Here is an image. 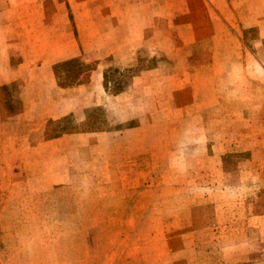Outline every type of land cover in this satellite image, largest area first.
Segmentation results:
<instances>
[{
  "label": "crops",
  "instance_id": "0c3cea01",
  "mask_svg": "<svg viewBox=\"0 0 264 264\" xmlns=\"http://www.w3.org/2000/svg\"><path fill=\"white\" fill-rule=\"evenodd\" d=\"M28 3L16 5L10 20H0V219L36 218L39 209L52 206L47 204L54 195L62 217L76 219V233H83L85 218L98 220L91 227L103 232L119 226L124 230L117 234L127 235L126 228L133 227L138 264H197V233L206 228L197 225L193 202L185 207L164 200L166 188L191 190L197 182L173 178L174 164L168 162L175 155L207 153L212 124L241 120L220 111L244 90L237 79L242 77L238 37L225 28L216 41L199 35L177 48L170 38L149 37L146 20L125 16V35H109L102 55L88 53L85 64L92 65H81L77 77L63 83L57 66L82 57L84 47L67 21L47 20L45 7ZM218 24L225 22L218 18ZM228 44L233 50L221 54L217 48ZM143 47L152 50L149 57L160 52L168 65L143 69L125 89L109 93L104 60L126 68ZM201 47L204 60L198 63ZM95 53L97 58L89 57ZM99 112L102 123L95 117ZM88 122L96 127L83 130ZM120 125L125 127L117 129ZM107 251L110 259L113 253ZM16 254L1 264H13Z\"/></svg>",
  "mask_w": 264,
  "mask_h": 264
},
{
  "label": "rangeland",
  "instance_id": "374dc122",
  "mask_svg": "<svg viewBox=\"0 0 264 264\" xmlns=\"http://www.w3.org/2000/svg\"><path fill=\"white\" fill-rule=\"evenodd\" d=\"M127 1L133 5H127ZM142 1L143 6L136 5V0H0V20H10L7 15L17 9L16 5L32 2L45 7L47 20L67 21L68 30L73 32L80 47H84V55L57 66L63 83H68V78L73 81L81 65H92L85 64L88 53L99 51L97 55H102L111 41L109 35H125V16L130 21L146 20L149 37L158 41L170 38L177 48L199 35L213 36L216 41L225 28L229 34L237 36L242 46V77L237 79L239 82L241 78L244 90L235 92L239 97L229 98L228 107L220 111L225 113L227 110L229 115L242 118L237 123L212 124V140L207 144V153L170 158L168 165L174 166L169 175L173 174V178L180 181L191 178L197 183L191 190L166 188L164 200L174 199L185 207H188L189 199L193 202L196 218H200L197 225L206 228V232L197 233L196 243L201 249L196 252L200 264H264V25H261L264 12L259 10L264 6V0ZM218 18H222L226 26L218 24ZM217 49L225 55L233 50L230 44L224 50ZM203 50V47L199 48L195 55L198 63L204 60ZM150 54L149 47L141 48L126 68L110 65L111 60L105 59L108 66L104 70L105 89L111 94L118 93L141 70L157 63L168 65L160 52L158 57H149ZM97 55L89 57L97 58ZM237 69L239 71V67ZM102 115L99 112L95 116L100 123ZM95 127V122L82 126L83 130ZM119 127L125 126H117V129ZM213 150L220 154H211ZM52 198L54 201L47 204L52 205L50 208H37L36 218L0 219V264L7 255L11 257L16 253L13 264L140 262L133 261L134 246L139 244L137 234L132 233L133 227L126 228L129 234L119 235L118 230L123 228L105 227L103 232L101 230L105 229L91 227L92 222L98 220L85 218L83 233H76V219L63 218L59 202L55 201L57 197L52 195ZM68 211L72 212L70 208ZM113 221L103 220L105 224ZM92 230L99 233L93 234ZM24 243L27 246L22 249ZM12 244L16 246L14 251L5 250ZM93 245L95 249H92ZM204 245L208 249L204 250ZM107 250L113 253L110 259ZM125 257L127 261H124Z\"/></svg>",
  "mask_w": 264,
  "mask_h": 264
}]
</instances>
